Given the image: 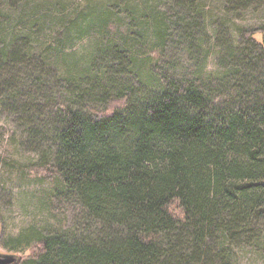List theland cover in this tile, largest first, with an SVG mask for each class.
I'll return each mask as SVG.
<instances>
[{"label": "trees", "instance_id": "trees-1", "mask_svg": "<svg viewBox=\"0 0 264 264\" xmlns=\"http://www.w3.org/2000/svg\"><path fill=\"white\" fill-rule=\"evenodd\" d=\"M15 1L0 0L1 39ZM172 1L176 48L196 59L190 72L170 65L161 28L148 45L120 0L117 10H91L95 24L70 18L76 33L97 26L99 42L52 79L33 78L37 22L35 38L3 39L0 101L39 154L38 177L56 183L50 198L62 212L51 232L3 244L27 250L15 264H233L236 247L264 255V28L217 34L218 71L203 74V8Z\"/></svg>", "mask_w": 264, "mask_h": 264}, {"label": "rangeland", "instance_id": "rangeland-1", "mask_svg": "<svg viewBox=\"0 0 264 264\" xmlns=\"http://www.w3.org/2000/svg\"><path fill=\"white\" fill-rule=\"evenodd\" d=\"M116 1L118 0H16L6 10L8 19L3 25L5 30L3 39L5 38L8 44L11 40L22 38L24 34L35 38L34 22H37L38 27L43 28L44 32L38 34V41L32 46V51L38 56L33 78L45 79L49 74L52 79V74L60 76L67 73L68 65L72 62L83 64L90 56V52H93L94 45L99 42L97 26L89 28V23L86 22L88 32L76 33L77 27L68 28L70 18H78L84 14L87 21L95 24V19L89 12L94 11L95 7H98L101 13L106 8L117 10ZM197 3L201 5L203 11L197 13L196 19L200 21L206 36H209L208 39L205 38L206 41L202 39L200 42L201 48L198 52L201 59H197L201 69L198 72L203 74L217 72V58L220 53V47L216 44L217 34L224 35L226 32L228 36L233 37L240 28L252 31L264 28V0L248 6H239L229 0H196L195 4ZM172 4V0H120L118 8L129 7L135 10L138 27L148 33L145 37L146 41L150 40L147 42L148 45L152 46L153 36L154 40L157 37L155 29L161 28L162 31L159 32L162 35L159 38L165 44L163 53L171 55V59H167L171 61L170 65L177 68V73L190 72L196 59L191 52L184 51L183 46L176 48L178 40L174 32L180 17L177 9L171 7ZM155 18L158 21L157 26L154 25ZM118 19L111 18L109 22H115L117 25ZM78 26H84L83 20H79ZM118 28L122 31L127 29L124 19ZM259 36L257 32L254 33V37ZM3 39L0 36V48L5 46ZM43 46L47 48L39 57ZM148 54L149 51L143 53L141 51L138 56L144 59L148 58ZM154 55L158 56L156 52ZM151 57L153 58L152 54ZM4 77L2 74L1 79ZM56 98L55 93L53 99ZM14 118L0 101V251L16 253L19 259V254L25 256L27 250L11 251L6 246H11L21 235L51 232L59 221L56 217L62 212L53 208L50 198L56 190V183L38 177L34 164L38 162L39 154L25 143V130L15 123ZM71 208L68 209L70 216L73 214ZM71 218L69 217V224L74 220ZM245 249L241 250L238 247L234 249L233 264H264L262 253L253 247Z\"/></svg>", "mask_w": 264, "mask_h": 264}, {"label": "water", "instance_id": "water-1", "mask_svg": "<svg viewBox=\"0 0 264 264\" xmlns=\"http://www.w3.org/2000/svg\"><path fill=\"white\" fill-rule=\"evenodd\" d=\"M18 261V254L4 253L0 251V264H15Z\"/></svg>", "mask_w": 264, "mask_h": 264}]
</instances>
